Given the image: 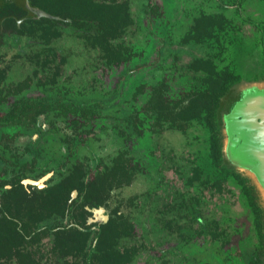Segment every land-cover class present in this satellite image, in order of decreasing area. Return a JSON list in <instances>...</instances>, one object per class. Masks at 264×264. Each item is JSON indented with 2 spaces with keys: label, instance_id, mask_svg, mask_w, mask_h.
Masks as SVG:
<instances>
[{
  "label": "flooded vegetation",
  "instance_id": "obj_1",
  "mask_svg": "<svg viewBox=\"0 0 264 264\" xmlns=\"http://www.w3.org/2000/svg\"><path fill=\"white\" fill-rule=\"evenodd\" d=\"M261 73L264 0H0V217L19 234L0 264H264L213 123L231 77Z\"/></svg>",
  "mask_w": 264,
  "mask_h": 264
},
{
  "label": "water",
  "instance_id": "obj_2",
  "mask_svg": "<svg viewBox=\"0 0 264 264\" xmlns=\"http://www.w3.org/2000/svg\"><path fill=\"white\" fill-rule=\"evenodd\" d=\"M216 119L223 162L251 183L264 214V73L233 83Z\"/></svg>",
  "mask_w": 264,
  "mask_h": 264
},
{
  "label": "rangeland",
  "instance_id": "obj_3",
  "mask_svg": "<svg viewBox=\"0 0 264 264\" xmlns=\"http://www.w3.org/2000/svg\"><path fill=\"white\" fill-rule=\"evenodd\" d=\"M137 5H139L138 2H137ZM141 33H142V28H140L139 26H137L136 28H134L133 31H131V34H130L129 39L132 42H134L136 40H138V42H140L141 39H142L141 38L142 37ZM75 64H76L75 66L79 70V74L78 75H80V76H78V78L81 77V76H84L85 73L83 71V59L76 60ZM253 68H255V66H253ZM252 69H249V70H251L253 72H256V70H252ZM71 71H72L71 69H70V71L68 70V74L69 75L72 74ZM18 73H20L19 75L22 76L25 72L24 71H21V72L18 71ZM14 75H16V74H14ZM115 80H116L115 76L112 77V78H110V81H109V84L110 85H108V86L109 87H112V85H113L112 83L115 82ZM119 145H120V143H119L118 140L113 139V137H108L106 139V141H105L104 148L101 149V150H103L102 152L106 154V153H108L110 151H114L115 148L118 147ZM95 146H96L97 150L99 151L100 144L98 142H95ZM152 150H153L154 154L156 155L155 139H154V141H152ZM134 153L136 154V152H134ZM155 166H154L153 163L152 164H149V167H148L149 168V171L150 170L153 171V169L155 168ZM167 174L170 175L169 172ZM172 176H173V174L170 176V179L172 178ZM150 185L151 184H149V182H147V180H144V177H140L139 179L136 180V182L132 186H130L128 189L125 190V194H130L132 192H137V191L145 190ZM144 258H145V256L142 257V259H144ZM142 261L141 260H138V261L135 262V264H142Z\"/></svg>",
  "mask_w": 264,
  "mask_h": 264
},
{
  "label": "trees",
  "instance_id": "obj_4",
  "mask_svg": "<svg viewBox=\"0 0 264 264\" xmlns=\"http://www.w3.org/2000/svg\"><path fill=\"white\" fill-rule=\"evenodd\" d=\"M237 80H238V75H236L234 78L231 77L229 84H227L225 86L224 94L226 93L228 88L233 83H235ZM219 101H220V99H219ZM219 101H218L217 105L215 106V111L213 112V123L216 126V128L218 129V131H220V130H219L217 119H216V111H217ZM211 115H212V113H211ZM242 178L244 180L248 181L245 177L242 176ZM252 188H253V186H252ZM253 190H254V188H253ZM6 202H8V201L6 200ZM5 204H6L5 206L9 205L7 203H5ZM260 209H261V207H260ZM261 211H262V209H261ZM8 221L9 220H7L4 216L0 217V256H5L6 259L10 258V252L12 250V247L16 244L17 241H19V238H18L19 234L15 230V227L11 226L8 223ZM54 250H56V247L54 248Z\"/></svg>",
  "mask_w": 264,
  "mask_h": 264
}]
</instances>
